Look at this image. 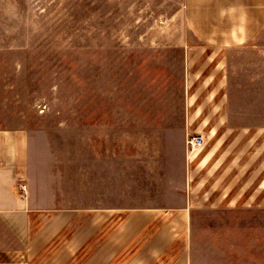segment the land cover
I'll list each match as a JSON object with an SVG mask.
<instances>
[{"label": "rangeland", "instance_id": "obj_1", "mask_svg": "<svg viewBox=\"0 0 264 264\" xmlns=\"http://www.w3.org/2000/svg\"><path fill=\"white\" fill-rule=\"evenodd\" d=\"M190 1L0 0V129L58 207L104 211L88 264H264V131L224 126L264 125V98L215 68Z\"/></svg>", "mask_w": 264, "mask_h": 264}, {"label": "crops", "instance_id": "obj_2", "mask_svg": "<svg viewBox=\"0 0 264 264\" xmlns=\"http://www.w3.org/2000/svg\"><path fill=\"white\" fill-rule=\"evenodd\" d=\"M190 7L191 26L200 48H212L213 61L218 58L215 68L226 66L229 77L238 79L245 68V92L252 93L251 98L263 99L264 0H191ZM224 126L228 131H264V125L256 123L232 124L229 120ZM210 158L212 156L202 155L197 163L206 164ZM32 164L28 132L0 129V225L5 229L0 230V237L15 234L23 244L19 248L7 243L0 245V264H73L75 261L88 264V258L98 256L109 242L102 223L98 226L99 232L89 233V239L95 240L92 243L100 242V247L88 257V227L93 228L94 220L103 216L104 211L62 210L57 206L53 191L52 196L49 195L47 187L38 181L46 175L33 172ZM154 221L149 219L142 228L151 227ZM137 233L134 237L138 238L141 233Z\"/></svg>", "mask_w": 264, "mask_h": 264}, {"label": "built area", "instance_id": "obj_3", "mask_svg": "<svg viewBox=\"0 0 264 264\" xmlns=\"http://www.w3.org/2000/svg\"><path fill=\"white\" fill-rule=\"evenodd\" d=\"M203 143L204 139L202 135H192L188 138V147L192 153L198 150ZM22 188L25 190V186H22Z\"/></svg>", "mask_w": 264, "mask_h": 264}]
</instances>
